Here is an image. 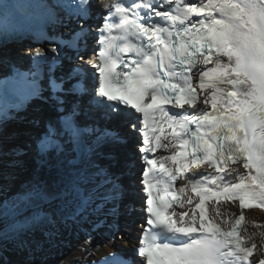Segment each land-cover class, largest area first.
Wrapping results in <instances>:
<instances>
[{
  "label": "snow or ice",
  "instance_id": "1",
  "mask_svg": "<svg viewBox=\"0 0 264 264\" xmlns=\"http://www.w3.org/2000/svg\"><path fill=\"white\" fill-rule=\"evenodd\" d=\"M68 24L75 27L65 46L91 38L98 62L57 76L66 53L53 42L31 53L27 71L13 67L0 80V95L11 84L15 96L50 100L58 113L55 122H30L43 126L33 144L48 181L37 176L11 197L0 185V264H9L6 243L28 248L24 236L45 222L51 239L58 219L89 208L112 221L106 241L89 236L82 245L94 255L93 246L116 239L121 208L134 210L125 200L137 188L140 264H264V230L241 227L245 209H264V0H0V42ZM6 116L0 108V133ZM128 125L137 142L121 153ZM6 154L23 149L6 152L0 141V164ZM53 200L57 208L42 216ZM237 202L235 215L228 207ZM26 208L31 215L23 216ZM91 264L135 259L109 253Z\"/></svg>",
  "mask_w": 264,
  "mask_h": 264
},
{
  "label": "bare ground",
  "instance_id": "2",
  "mask_svg": "<svg viewBox=\"0 0 264 264\" xmlns=\"http://www.w3.org/2000/svg\"><path fill=\"white\" fill-rule=\"evenodd\" d=\"M7 56V55H5ZM0 57H4L3 54H0ZM29 166V165H28ZM34 169V167H33ZM46 171L42 169L40 173H36L34 175L30 174H22L20 181L28 180L32 182L35 177H39L41 180H44L45 175H49L45 173ZM4 176L0 179V185L3 186V195L6 196L8 194L9 182L7 181V175L10 173L9 169L5 166V171L3 170ZM23 179V180H22ZM15 193L20 192L18 189L15 190ZM47 208L44 210L46 211ZM42 214V211L39 210ZM249 217L252 219L253 224H251L248 228L250 231H258L264 230L261 228H254V226L260 225L264 226V217L258 211L249 212ZM258 222V223H257ZM253 226V227H251ZM39 228H46L44 231L40 229L32 230L30 233H27L24 236V239L28 241V248L26 249H19L15 246L13 242H8L5 244V249L3 253V259L8 261L9 264H24L25 260L31 258L35 261V264H52L53 261L50 259L57 261V263H61L62 261H70L79 258H84L87 253L81 251L82 245L88 239V237L81 234L77 229H70L67 233H62V225L55 226V230L53 232L52 238L49 239L48 233L51 231V228L47 225H43ZM59 231V232H58ZM72 234V238H65L68 237L66 234ZM99 238V239H98ZM94 242L99 244L102 242V239L98 237ZM114 247L108 246L107 247H100L96 249L94 246L92 251L96 253V256H91L92 258H97L109 251H112ZM79 252V253H76ZM60 255L65 257L60 258Z\"/></svg>",
  "mask_w": 264,
  "mask_h": 264
}]
</instances>
